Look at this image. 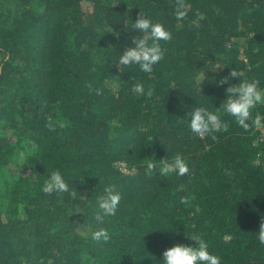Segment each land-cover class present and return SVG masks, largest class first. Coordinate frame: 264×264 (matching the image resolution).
<instances>
[{
    "label": "trees",
    "instance_id": "16d2710c",
    "mask_svg": "<svg viewBox=\"0 0 264 264\" xmlns=\"http://www.w3.org/2000/svg\"><path fill=\"white\" fill-rule=\"evenodd\" d=\"M178 2L0 0V264H161L191 237L220 264H264V104L247 130L218 108L232 71L264 90V0H184L183 20ZM141 13L171 33L151 73L118 65ZM197 106L226 129L192 133ZM178 154L189 172L161 175ZM56 170L75 200L41 190ZM111 187L120 206L100 223Z\"/></svg>",
    "mask_w": 264,
    "mask_h": 264
},
{
    "label": "clouds",
    "instance_id": "9594fccd",
    "mask_svg": "<svg viewBox=\"0 0 264 264\" xmlns=\"http://www.w3.org/2000/svg\"><path fill=\"white\" fill-rule=\"evenodd\" d=\"M188 14L184 0H179L175 10L177 20H183ZM131 29L138 30L139 35L133 37V45L126 47L121 53L118 65L132 66L138 65L141 71L151 73L153 67L164 58V50L161 41L171 39V33L166 26L160 22H154L150 17L141 13L136 19ZM143 34V35H141ZM230 77H238V83H231ZM220 85L228 84L225 89L226 99L221 101L220 111L232 116L240 127L247 130L248 121L252 110L259 104H264V90L259 88L256 80H241L239 75L232 71L230 76H226L219 81ZM134 94L151 96V90L145 91L142 83L134 84L132 88ZM189 128L198 137L211 136L214 133L225 130L227 125L221 115L209 111L205 107L197 106L192 111L186 113ZM255 124L261 123L259 116L255 119ZM213 138H215L213 136ZM160 174H175L184 176L189 172V165L182 155H176L172 160L161 159ZM149 168H155L154 164H149ZM46 194L68 193L74 200L77 198V191L71 190L64 175L59 171H52L41 189ZM106 195L97 200L99 211L96 220L104 222L106 217L117 215L121 202V194L114 187L105 189ZM183 202V201H182ZM258 232V240L264 244V221L261 222ZM96 241L107 242L111 237L106 228H100L93 233ZM195 245L177 243L167 248L162 254L161 264H220L218 256L209 251V245L198 237H191Z\"/></svg>",
    "mask_w": 264,
    "mask_h": 264
},
{
    "label": "rangeland",
    "instance_id": "374dc122",
    "mask_svg": "<svg viewBox=\"0 0 264 264\" xmlns=\"http://www.w3.org/2000/svg\"><path fill=\"white\" fill-rule=\"evenodd\" d=\"M258 132V136H262L264 135V128L262 126H258L257 127Z\"/></svg>",
    "mask_w": 264,
    "mask_h": 264
}]
</instances>
